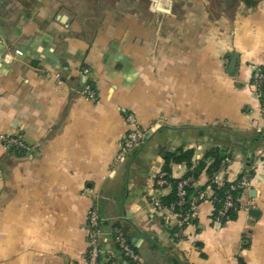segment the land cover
Segmentation results:
<instances>
[{
  "label": "crops",
  "instance_id": "1",
  "mask_svg": "<svg viewBox=\"0 0 264 264\" xmlns=\"http://www.w3.org/2000/svg\"><path fill=\"white\" fill-rule=\"evenodd\" d=\"M254 68L264 70V0H0V135L29 148L0 144V264H88L91 207L111 254L117 225L142 264H264ZM87 81L95 101L81 95ZM129 113L146 137L117 164ZM214 147L231 155L229 180L252 171L251 189L236 220L214 224L205 202L176 240L153 207L169 194L155 188L163 155L192 150L196 163ZM186 169L173 165L172 178Z\"/></svg>",
  "mask_w": 264,
  "mask_h": 264
},
{
  "label": "built area",
  "instance_id": "2",
  "mask_svg": "<svg viewBox=\"0 0 264 264\" xmlns=\"http://www.w3.org/2000/svg\"><path fill=\"white\" fill-rule=\"evenodd\" d=\"M15 55L21 56V52L15 51ZM84 78L89 75L88 69H83ZM60 84L59 76H56ZM264 83V73L259 68H254L251 76V85L254 93L259 100V86ZM81 95L91 101L97 99V92L90 84H84L81 88ZM260 102V100H259ZM262 117L264 118V107H261ZM128 131L124 138L120 141L118 152L115 158V163L121 164L126 161L128 156L137 150L145 141L146 132L138 123L135 116L129 113L125 117ZM259 133L260 130L258 131ZM0 144L8 151L27 152L29 148L24 144L19 136L0 135ZM188 169H186V173ZM185 173V174H186ZM166 173L162 170L156 177L155 188L158 190H167L170 192V184L165 179ZM185 176V175H184ZM182 177L177 179L176 184V201L168 206L162 205L160 199L153 201L155 212L159 215L163 224L173 231V238L181 240L184 230L195 225L197 222V208L202 203L208 202L212 206V214L214 215V205L219 204L220 209L217 214L211 219L212 222L221 226V219L227 216L228 212L235 209V204L240 202L243 193L251 189V175L248 171L241 173L235 180H229L222 171L214 173L211 177H207L205 185H199V178L195 179L192 176ZM207 176V175H206ZM175 180V179H174ZM227 187L223 193V197L219 198L215 191ZM192 188L193 194L187 199V189ZM234 194H237L234 196ZM240 196V197H239ZM101 224L102 220L98 210L91 207L86 214V230H87V263L99 264L98 257L105 251L101 245ZM114 242L118 245L119 252L127 260L128 263L123 264H142L135 250L128 244L127 240L120 233H115ZM110 256L105 259L104 264H118L115 261H110Z\"/></svg>",
  "mask_w": 264,
  "mask_h": 264
},
{
  "label": "trees",
  "instance_id": "3",
  "mask_svg": "<svg viewBox=\"0 0 264 264\" xmlns=\"http://www.w3.org/2000/svg\"><path fill=\"white\" fill-rule=\"evenodd\" d=\"M260 70H261V72L264 73L263 69H260ZM86 84H90L91 87L94 89V86L90 81H87ZM258 91H259L260 105H261V107H264V83L259 86ZM254 141H256V140H252V142H254ZM250 145H252V143H250ZM250 145H248V146L246 145L242 150V153L245 157H247L246 153L250 149V147H251ZM230 157H231L230 153H228L227 151H225L223 149L217 148V147L211 148L208 152L205 153L204 157L201 158L196 163H193V151L192 150H187V151L181 150V151H178L175 153L164 154L163 155V166H162L161 170L164 173H166V175H167L165 179L170 184V192L166 197H163L160 199L162 205L168 206L171 203H174L176 201L177 180H174L171 176V172H172L171 170H172L173 165L184 164L186 166V168L188 169V172L185 174V176H184L185 178L192 176L195 179H198L200 177L201 173H203V172H205V174L209 178L214 173L219 172L220 169L225 166V164H224L225 161L227 159H230ZM207 159H212V163L208 166L205 163V161ZM249 174L252 176L253 175L252 171H249ZM226 188L227 187H223L219 191H215L216 192L215 194L219 198H222L223 193L226 191ZM192 194H193V189L192 188L187 189V199H189L192 196ZM236 195L237 194H234V196H236ZM239 207H240V204L238 202L237 204H235V209H233V210L231 209L228 212L227 216H225L221 219V226H223L227 222L236 220L237 212L239 211ZM214 209H215V211H214L213 216H215L217 214V211L220 209V205L215 204ZM213 216L211 217V219L213 218ZM111 230H112L111 231V239H112V242L114 245V251H113V254H111L112 256H111L110 261H115L118 264H123L124 262L128 263L127 260H125V258L119 252L118 245L114 242L115 233L122 234L123 237L127 240L128 244L135 250L134 246L130 243V241L127 239V237L121 232V230L119 229V227L117 225H113ZM116 231H118V232H116ZM247 247H248V242L246 244L242 245V249H245ZM107 252H109V251L105 250L103 253H101L99 255V257H98L99 264H104L105 259L108 256H110L109 254H107ZM135 252H136V250H135ZM238 264H246V263L242 259L239 258Z\"/></svg>",
  "mask_w": 264,
  "mask_h": 264
},
{
  "label": "water",
  "instance_id": "4",
  "mask_svg": "<svg viewBox=\"0 0 264 264\" xmlns=\"http://www.w3.org/2000/svg\"><path fill=\"white\" fill-rule=\"evenodd\" d=\"M253 1H261V0H253ZM250 214L253 215V216H255L256 212L251 211Z\"/></svg>",
  "mask_w": 264,
  "mask_h": 264
}]
</instances>
